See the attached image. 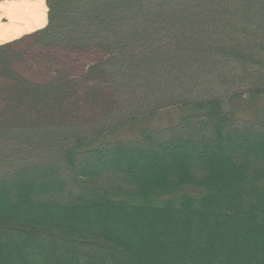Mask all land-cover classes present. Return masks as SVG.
I'll use <instances>...</instances> for the list:
<instances>
[{"label":"trees","instance_id":"16d2710c","mask_svg":"<svg viewBox=\"0 0 264 264\" xmlns=\"http://www.w3.org/2000/svg\"><path fill=\"white\" fill-rule=\"evenodd\" d=\"M46 4L0 44V264H264V0Z\"/></svg>","mask_w":264,"mask_h":264},{"label":"bare ground","instance_id":"6f19581e","mask_svg":"<svg viewBox=\"0 0 264 264\" xmlns=\"http://www.w3.org/2000/svg\"><path fill=\"white\" fill-rule=\"evenodd\" d=\"M46 0H0V44L45 27Z\"/></svg>","mask_w":264,"mask_h":264},{"label":"rangeland","instance_id":"374dc122","mask_svg":"<svg viewBox=\"0 0 264 264\" xmlns=\"http://www.w3.org/2000/svg\"><path fill=\"white\" fill-rule=\"evenodd\" d=\"M87 58L88 57H78L77 59L79 61H73V62H75V65L78 64V66H81L84 63H86L85 60ZM176 118H177L176 111H174V110H171L170 112L169 111H163L158 116L154 117V119L151 120L149 122V124H152V125H155V126L156 125L163 126V125H167V124H170V123L174 122L176 120ZM136 130L137 129H135V128H133V129L131 128V129H128L127 132H130V134L134 135Z\"/></svg>","mask_w":264,"mask_h":264}]
</instances>
